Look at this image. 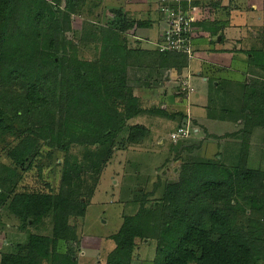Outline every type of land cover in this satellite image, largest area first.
I'll list each match as a JSON object with an SVG mask.
<instances>
[{
  "label": "trees",
  "instance_id": "trees-1",
  "mask_svg": "<svg viewBox=\"0 0 264 264\" xmlns=\"http://www.w3.org/2000/svg\"><path fill=\"white\" fill-rule=\"evenodd\" d=\"M103 1L0 0V150L7 160L0 163V208L22 230L50 223L49 233L29 235L0 264H78L80 237L72 222L85 217L114 154L151 135L129 122L185 117L155 103L144 107L128 69L150 64L159 75L170 70L181 75L187 57L130 46L127 31L146 29L151 20L125 13L117 27L113 9L104 26L83 20H99ZM158 3L160 14L162 0ZM182 4L185 11L188 3ZM262 66L258 73L249 70L242 86L230 81L224 89L217 78L210 83L217 95L229 92L225 99L211 97L206 109L219 116L216 125L229 118L225 135L220 126L213 131L236 139L234 160L186 156L181 152L192 149L182 147L178 181L158 177L151 191L133 200L137 211L110 237L115 248L106 264H133L137 241L155 242L151 264H264V169L249 167L250 139L264 131ZM217 100L220 108L210 112ZM225 100L231 106L223 108ZM237 122L240 128L229 132ZM243 200L249 211L236 207Z\"/></svg>",
  "mask_w": 264,
  "mask_h": 264
},
{
  "label": "rangeland",
  "instance_id": "rangeland-1",
  "mask_svg": "<svg viewBox=\"0 0 264 264\" xmlns=\"http://www.w3.org/2000/svg\"><path fill=\"white\" fill-rule=\"evenodd\" d=\"M185 1L189 3L197 1L200 5L198 8L185 6L186 10L183 11L179 7ZM221 1L225 0H165L160 8L162 22L160 21L158 28L153 26V37L147 38V41H140L137 30L127 31L132 48L159 52L158 47L169 28L166 8L171 11L170 6H177L178 9L174 12H182L190 18V24H193L190 29V38L201 37V41L189 39L188 43L186 42V46H189L186 52L188 54H185L186 48L183 49L184 52L174 51L185 55L188 59V66L181 75H177L173 70L160 72L159 75L158 72L154 73L150 69V64L142 68L128 69L131 86L135 89V95L141 97L144 107L155 103L157 105L154 107L158 106L160 109L167 110L168 113H181L185 117L177 116L169 120L142 116L129 122V125L145 126L150 130L151 135L144 144L130 146L127 150L117 151L114 154L102 175L94 197L87 206L85 217L72 222L80 237L79 249L74 248L78 264H106L108 255L115 248L110 237L118 233L125 216H132L137 211L133 200L142 192L151 191L158 177L170 182L178 181L183 160H177L176 156L190 154L215 160L221 155L220 159L224 162L229 163L234 160L232 157L237 148L233 145L236 146V139L222 137L230 129V125L225 121L228 118L227 115L223 123L216 125L214 123H219L216 121L219 116L215 113L209 115L206 109L210 105L211 97L218 99L220 96L225 99L229 92L226 90L224 91L226 94L222 91L217 95L211 89L210 83L217 78L220 82L222 81L224 89L230 87V81H235L237 85L242 86L249 76V70L252 73H258L263 69L264 61L261 57L264 56V0L251 2L250 0H230V7L238 16V19L234 16L231 21L229 20L231 10L224 8ZM157 3L158 0H104L99 11L101 14L99 20L87 16H83V20L96 21L104 26L108 21V10L113 9L116 10V15L112 21L116 23L114 25L121 27L119 23L122 22V16L119 15L128 12V16L136 21L148 20L145 10L151 6L153 20L156 17L158 22ZM251 3H254V10L248 5ZM234 6L238 9H234ZM202 22H205L208 27L198 26ZM219 26L223 27L221 32ZM87 56L89 59V54ZM145 63L143 61V64ZM213 68L216 70H212ZM203 73H206L205 77L202 76ZM224 80L226 81L223 82ZM142 91L146 96H141ZM218 101L210 112L220 108L221 104L217 103ZM228 106L231 105L228 100H225L223 108ZM211 117L215 121L210 119ZM214 125L220 126V133L224 135L216 134L213 131ZM234 126L235 128L229 132L239 129L240 123L237 122ZM179 130L183 131L184 136L174 142L171 135ZM213 136L216 138H212ZM182 147L192 150L182 151ZM250 148L249 167L264 169V131L259 129L254 133L250 139ZM180 151H182L181 154ZM5 161L7 160L0 150V163ZM159 195L152 197L151 203L155 202ZM236 207L240 211L250 209L244 200L239 201ZM49 224V222L41 221L33 226L30 224L31 226L22 230L20 221L15 217H8L6 210L0 208V260L4 254L16 253V246L24 244L29 235L49 233ZM155 252V242L137 241L133 264H151L156 255Z\"/></svg>",
  "mask_w": 264,
  "mask_h": 264
},
{
  "label": "built area",
  "instance_id": "built-area-1",
  "mask_svg": "<svg viewBox=\"0 0 264 264\" xmlns=\"http://www.w3.org/2000/svg\"><path fill=\"white\" fill-rule=\"evenodd\" d=\"M162 2H165V0H162ZM164 6L168 7L167 5ZM166 12L168 13L166 17L169 23V28L166 31V36L162 38L161 45L158 47L159 53L174 51L184 52L183 49L186 48L185 54H188L186 52L189 46H186V42L188 43L190 39V18L185 16L180 11L174 12V10L171 9L170 11L168 8H166ZM181 136H184L183 131L179 130L177 133L171 135V138L174 142H176Z\"/></svg>",
  "mask_w": 264,
  "mask_h": 264
},
{
  "label": "crops",
  "instance_id": "crops-1",
  "mask_svg": "<svg viewBox=\"0 0 264 264\" xmlns=\"http://www.w3.org/2000/svg\"><path fill=\"white\" fill-rule=\"evenodd\" d=\"M251 1H255V0H250V2ZM158 2H159V0H158ZM222 3V6L224 7V8H230V10H231V14H230V21H231V19L234 17V16H236V18L238 19V16H237V13L236 12H234V11H232V9H231V2H230V0H225V1H221ZM187 3H188V8H191V7H196V8H198V5H200V3L199 2H197V1H193L192 3H189L188 1H187ZM158 4L159 3H157V11H158ZM253 4L254 3H251V4H248V5H250L251 7H252V10H254L255 9V7L253 6ZM262 4H263V2H262ZM235 7V6H234ZM148 8L149 9H147V10H145V13H147L148 14V16H147V19L148 20H151V26H149L148 28H146V29H139V30H137V36L139 37V39L138 40H146L147 41V38L148 39H150L149 37H153V35H154V28H153V26H157V28H158V26L160 25V21L162 22V18H161V15L159 14V12H158V14H157V17L159 18L158 19V22H157V19H156V17L154 18V20H153V17H152V10H151V6H148ZM234 9H238L237 7H235ZM251 9V8H250ZM155 11H156V9H155ZM126 13H128V12H126ZM146 14V15H147ZM156 19V20H155ZM153 28V29H152ZM198 34V33H197ZM200 38L201 37H193V39L194 40H196V39H198L199 41H201L200 40ZM207 81V80H206Z\"/></svg>",
  "mask_w": 264,
  "mask_h": 264
}]
</instances>
